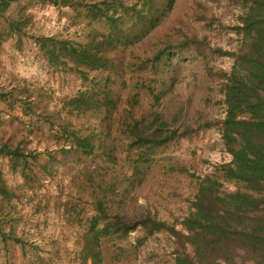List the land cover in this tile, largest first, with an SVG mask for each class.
Wrapping results in <instances>:
<instances>
[{
    "label": "rangeland",
    "instance_id": "rangeland-1",
    "mask_svg": "<svg viewBox=\"0 0 264 264\" xmlns=\"http://www.w3.org/2000/svg\"><path fill=\"white\" fill-rule=\"evenodd\" d=\"M75 1L15 0L0 17V148L23 154L0 153V264H83L92 218L97 229L107 220L99 213L149 211L181 228L202 178L216 172L222 191L238 187L217 167L232 158L223 86L250 0H175L108 70L74 69L41 47L42 37L85 43L107 31L87 16L88 3L104 0ZM81 92L100 106L80 113L71 100ZM162 123V136L177 134L150 151L131 145L134 128L149 134ZM74 133L93 150L72 148ZM176 247L168 230L99 233L102 264H175Z\"/></svg>",
    "mask_w": 264,
    "mask_h": 264
},
{
    "label": "trees",
    "instance_id": "trees-1",
    "mask_svg": "<svg viewBox=\"0 0 264 264\" xmlns=\"http://www.w3.org/2000/svg\"><path fill=\"white\" fill-rule=\"evenodd\" d=\"M14 1L0 0V17ZM49 1L70 6L77 3ZM174 1L104 0L106 6L100 2L88 3L90 23L102 20L107 31L91 33L85 43L56 36L42 37L41 47L46 49L51 61L60 59L65 65L72 62L74 69L108 70L114 52L141 39L172 8ZM240 22L236 29L241 35V45L232 52L234 62L225 74L223 86L226 115L222 138L232 158L217 167L220 177L234 181L238 187L222 191L223 182L216 172L202 178L189 213L180 221L181 228L155 218L149 211L128 220L99 213L107 220L97 229L99 219L92 218L83 246V264H102L98 249L100 232L125 235L138 227L146 235L168 230L176 239L175 264H264V0H250ZM11 26L14 27V22ZM86 93L81 92V100H71L80 113L100 106L98 102L88 104ZM164 128L162 123L149 134L144 126L134 128L131 145L145 146L150 151L177 134L174 130L171 135L162 136ZM73 135L72 148L80 147L83 152L93 150L90 136ZM0 153L12 156L16 162L23 155L18 147L8 145L2 146Z\"/></svg>",
    "mask_w": 264,
    "mask_h": 264
}]
</instances>
